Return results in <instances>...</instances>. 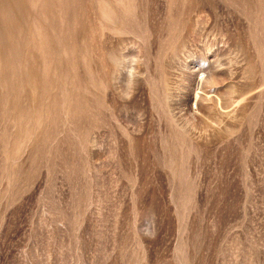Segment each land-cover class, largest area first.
Instances as JSON below:
<instances>
[{"label":"rangeland","instance_id":"obj_1","mask_svg":"<svg viewBox=\"0 0 264 264\" xmlns=\"http://www.w3.org/2000/svg\"><path fill=\"white\" fill-rule=\"evenodd\" d=\"M0 264H264V0H0Z\"/></svg>","mask_w":264,"mask_h":264}]
</instances>
